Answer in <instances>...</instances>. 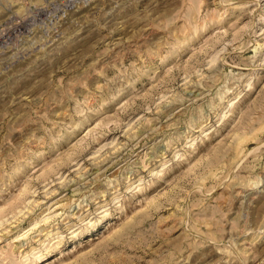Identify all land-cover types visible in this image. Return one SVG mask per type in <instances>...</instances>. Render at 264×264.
Returning <instances> with one entry per match:
<instances>
[{
	"label": "rangeland",
	"instance_id": "1",
	"mask_svg": "<svg viewBox=\"0 0 264 264\" xmlns=\"http://www.w3.org/2000/svg\"><path fill=\"white\" fill-rule=\"evenodd\" d=\"M0 264H264V0H0Z\"/></svg>",
	"mask_w": 264,
	"mask_h": 264
}]
</instances>
